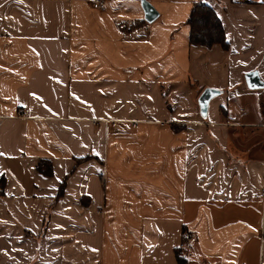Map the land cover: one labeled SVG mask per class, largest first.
I'll list each match as a JSON object with an SVG mask.
<instances>
[{"label":"crops","instance_id":"0c3cea01","mask_svg":"<svg viewBox=\"0 0 264 264\" xmlns=\"http://www.w3.org/2000/svg\"><path fill=\"white\" fill-rule=\"evenodd\" d=\"M89 1L0 0V264H264V0Z\"/></svg>","mask_w":264,"mask_h":264},{"label":"trees","instance_id":"16d2710c","mask_svg":"<svg viewBox=\"0 0 264 264\" xmlns=\"http://www.w3.org/2000/svg\"><path fill=\"white\" fill-rule=\"evenodd\" d=\"M187 24L190 27L189 42L191 45L209 48L218 44L223 48L227 47L220 20L210 6L202 2L195 3L187 18ZM37 169L44 174L51 173V166L49 161L46 160H41ZM3 185L4 178L0 177V194L3 193ZM180 253V250H178L176 257L182 263L184 259Z\"/></svg>","mask_w":264,"mask_h":264},{"label":"water","instance_id":"95a60500","mask_svg":"<svg viewBox=\"0 0 264 264\" xmlns=\"http://www.w3.org/2000/svg\"><path fill=\"white\" fill-rule=\"evenodd\" d=\"M140 1L144 11V19L147 22L153 21L158 15L157 11L148 1L146 0H140ZM245 81H246V85L250 89L264 88V82L259 79L258 74L256 72H251L246 74ZM217 93H218L217 90L205 89L200 94L198 98V104H199L200 113L202 115L206 114L209 100Z\"/></svg>","mask_w":264,"mask_h":264},{"label":"built area","instance_id":"2783aa9c","mask_svg":"<svg viewBox=\"0 0 264 264\" xmlns=\"http://www.w3.org/2000/svg\"><path fill=\"white\" fill-rule=\"evenodd\" d=\"M89 4L93 9H97V10H104L106 7L105 0H90ZM259 236L261 238V241L264 242V220L262 221L259 229ZM191 239L192 236L189 232L187 231L183 232L181 242L177 248L178 250H180L181 252L180 255L183 259L187 258Z\"/></svg>","mask_w":264,"mask_h":264},{"label":"snow or ice","instance_id":"6c2138e0","mask_svg":"<svg viewBox=\"0 0 264 264\" xmlns=\"http://www.w3.org/2000/svg\"><path fill=\"white\" fill-rule=\"evenodd\" d=\"M32 95H34L35 96V94L33 93ZM0 154H2V153H0ZM95 251V250H94Z\"/></svg>","mask_w":264,"mask_h":264}]
</instances>
